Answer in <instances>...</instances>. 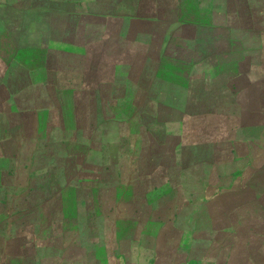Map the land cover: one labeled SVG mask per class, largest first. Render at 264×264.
<instances>
[{
	"label": "rangeland",
	"instance_id": "rangeland-1",
	"mask_svg": "<svg viewBox=\"0 0 264 264\" xmlns=\"http://www.w3.org/2000/svg\"><path fill=\"white\" fill-rule=\"evenodd\" d=\"M95 1L0 5V264H264V33L126 37Z\"/></svg>",
	"mask_w": 264,
	"mask_h": 264
},
{
	"label": "crops",
	"instance_id": "crops-1",
	"mask_svg": "<svg viewBox=\"0 0 264 264\" xmlns=\"http://www.w3.org/2000/svg\"><path fill=\"white\" fill-rule=\"evenodd\" d=\"M11 1L13 0H0V5L9 8L7 7L8 5L12 6L14 4L13 7H16L19 16L24 19L25 23L28 22V18L32 20L40 14L58 13L66 17L72 15L75 10L74 8L68 10L64 7V4L69 3L70 0H14L13 4L10 3ZM58 1H62V3ZM151 1L109 0L111 9L98 11L95 13V18L100 20L108 19L110 22L114 21V25H124L125 27L120 31L119 35H126V37L135 23L153 27V32L146 31L144 33L148 34L149 38H151V34H154L160 40L169 38L167 44H170L174 35L176 38V35L180 34L177 39H181L186 44L184 47L188 48L192 47L191 41L188 42L190 39L185 36V33L188 32L200 34L192 38L194 42L199 41L201 43L199 46L202 47L207 45L204 40H215V37H210L212 33H237V38L244 44V48L247 47V37L251 39L250 41H254L257 37L261 38L264 33V0H176L173 6L174 17L171 19L161 15V9L164 8L161 5V0H157L156 3L154 2L155 4ZM99 3V0L95 1L98 6H100ZM232 17L237 19L238 25L232 26L229 23V19L231 20ZM246 17L250 19L249 25L245 22L243 23ZM82 27L79 24L73 29L74 36L82 35ZM25 36V42L17 47L26 51H33L36 55L33 57L30 54L29 57L15 59L12 64L16 66V69L21 74H35L36 78H39L43 76L47 66L49 68L48 64L52 59V55L49 53L48 44L45 45L44 41H41L39 45L35 42L37 40L31 42V39V43H28L27 37L30 34L26 33ZM227 38L231 39V37ZM62 45L68 46V48L74 46V44L64 41H62ZM149 46V44L146 45V47ZM36 65H41L42 68H37ZM2 84L0 83V85Z\"/></svg>",
	"mask_w": 264,
	"mask_h": 264
}]
</instances>
